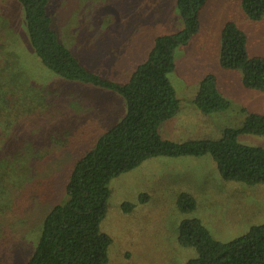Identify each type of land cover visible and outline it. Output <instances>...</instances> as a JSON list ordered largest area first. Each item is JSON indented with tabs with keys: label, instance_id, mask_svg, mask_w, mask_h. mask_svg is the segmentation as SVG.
Here are the masks:
<instances>
[{
	"label": "rangeland",
	"instance_id": "rangeland-1",
	"mask_svg": "<svg viewBox=\"0 0 264 264\" xmlns=\"http://www.w3.org/2000/svg\"><path fill=\"white\" fill-rule=\"evenodd\" d=\"M51 12L62 43L81 64L119 85L127 84L148 59L158 37L185 28L177 0H54ZM229 22L247 34L251 58L264 56V18L250 20L240 0H210L200 14V32L175 51L176 70L169 80L180 106L158 127L163 139L219 140L225 130L242 127L249 114L264 115V92L247 90L240 71L220 66L222 31ZM208 76L230 102L227 111L206 115L195 105ZM30 91L47 99L61 97L64 105L73 106L68 118L75 123L70 148H50V158L37 163L31 178L25 173L31 165L16 157L26 154L29 140L44 137L46 126L42 117L37 130L40 109L27 100ZM16 92L25 94L19 102ZM125 114V101L116 92L62 81L46 69L30 45L21 4L0 0V195L10 198L0 202L9 204L0 214V264L28 263L46 215L67 201L65 188L75 162ZM238 141L264 149V135H240ZM109 190L107 214L100 224V231L112 240L107 264H186L197 258L195 249L177 242L179 225L186 219L200 220L224 243L264 223V184L223 180L210 155L148 159L114 178ZM183 193L195 199V211L177 209Z\"/></svg>",
	"mask_w": 264,
	"mask_h": 264
},
{
	"label": "trees",
	"instance_id": "trees-1",
	"mask_svg": "<svg viewBox=\"0 0 264 264\" xmlns=\"http://www.w3.org/2000/svg\"><path fill=\"white\" fill-rule=\"evenodd\" d=\"M209 1L177 0L184 30L158 37L148 59L127 84L119 85L92 73L68 45L62 43L51 12L54 0H18L30 45L46 69L62 81L114 91L126 104V114L108 127L75 162L65 188L67 201L56 205L46 215L37 247L27 264H107L112 240L100 231V224L108 210L109 184L148 159L210 155L223 180L249 186L264 184V149L238 141L240 135H264V115L249 114L242 127L225 130L219 140L175 143L158 134V127L177 114L180 106L169 80V75L176 70L175 51L200 32V14ZM240 1L250 20L264 18V0ZM220 66L225 71H240L247 90L264 92V56H249L248 36L233 22L227 23L222 31ZM30 92L27 100L40 109L37 130L42 128V117L46 127L44 137L29 140L26 154L16 157L24 158L31 165L25 170L29 178L35 175L38 162L44 163L50 158V148H70V132L75 125L68 118L72 105H64L61 97L48 96L47 99L40 92ZM14 95H18L19 102L25 94L16 92ZM10 97L9 93L8 102ZM194 103L206 115L230 108V102L219 91L213 76L201 83ZM62 119L69 122L62 125ZM7 199L10 202L9 197L0 195V202ZM8 205H0V214L9 210ZM176 206L182 213H191L197 207L195 199L187 193L178 196ZM177 242L197 252L198 257L186 264H264V223L224 243L215 240L200 220L186 219L179 225Z\"/></svg>",
	"mask_w": 264,
	"mask_h": 264
}]
</instances>
